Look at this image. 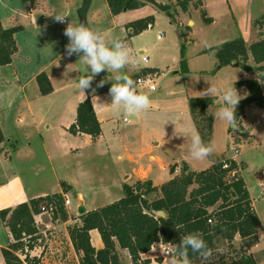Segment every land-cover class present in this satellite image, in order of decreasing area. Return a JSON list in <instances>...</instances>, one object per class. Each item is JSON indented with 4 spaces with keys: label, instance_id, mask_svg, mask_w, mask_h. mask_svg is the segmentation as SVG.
Listing matches in <instances>:
<instances>
[{
    "label": "rangeland",
    "instance_id": "obj_1",
    "mask_svg": "<svg viewBox=\"0 0 264 264\" xmlns=\"http://www.w3.org/2000/svg\"><path fill=\"white\" fill-rule=\"evenodd\" d=\"M263 1L264 0H229V5L231 7L230 16L232 18V13L235 15L241 36L246 34V26L251 22L253 16L260 11L259 9H263ZM82 4L83 0H0V17L3 25L5 27L23 26V28L15 34L18 52L14 56L13 65L0 66V121L5 133L10 138H17L19 144L22 143V139L24 140L26 134H30L31 136L34 134V132H31V128L18 126V113L23 108L26 98L36 104L39 103L40 106L43 107V110L37 113V117L41 116V118H47L58 123L64 116L65 108L73 104L77 98L84 93H96L104 90V93L106 92L107 94H102L104 96H102L101 99L105 103L110 104L111 97L109 95V89L112 83L122 82L117 81V77L123 75L124 69L119 72L104 70L93 77L90 88L84 91L79 88V79L82 76L91 75V73L88 67L79 60L77 55L74 54L69 57L66 54L65 45L68 43V40L63 32L67 26V22H72L73 24H79L81 22L79 9ZM31 8L33 9L32 14H30ZM221 9L222 8L218 7L217 9H210L208 12L211 16H214V14L217 13L216 11ZM57 14L66 15L67 22L64 24L56 22L54 15ZM129 17H131L129 13L113 16L108 8L106 0H93L88 12L87 25L91 29L98 30L106 37L108 42H111L119 38L121 34L120 27L123 26V22ZM228 21V19L219 16V19L214 24H204L202 27H198L196 39H198L199 44L196 45L195 49H200L201 47L205 48L210 44L212 45V43H216L215 41L222 37L233 38V34L229 32L230 28ZM166 22V19H162V26H166ZM176 30L177 28L175 27L174 31ZM173 34V30H168L167 41L170 43H173ZM137 40L139 42L134 43L136 47H141L143 45L158 46L156 44L159 42L156 36V30L147 33L145 37L137 38ZM161 50L162 47L156 49L153 53L155 58L158 55L159 58L164 59L160 54ZM169 50L170 53H174V45L167 48L166 54H168ZM207 56L208 55L203 58H208ZM210 56L215 58H212L214 64L216 62L218 64L219 61L214 52ZM166 57L167 55L165 58ZM65 60H67L68 63H66ZM250 62L253 67L257 66L253 58H251ZM162 65V70L157 73L156 76V91H152L142 84H136V89L139 93L149 96L151 100L150 107L155 105L157 110H159V113L154 115L148 114V110L145 111L147 114L146 117L153 118L154 120H158L160 117L159 119L161 120L159 121H162L166 116L168 118L170 117L167 113L172 109V100L175 98V95L172 96L169 94L170 91L180 96V94L183 95V86L191 88L190 85L193 84L197 86L198 89L200 88V90L196 91L202 95L201 92L210 87V84L221 90L226 88L236 89L237 82L248 78V73L240 65L235 64H230L228 65L229 67L225 66L226 68L219 72L215 69L217 66L215 67V65H212V68L215 67L213 69L214 72L209 73V75L193 77H183L181 74H175L171 61L162 63ZM166 65H169V67ZM44 71L52 77L53 83L58 88L54 95H40V87L35 76ZM131 74L129 78L137 83L136 80L139 77L138 73L134 75ZM143 74L144 73L140 74V76ZM101 80H105V83L103 86L98 87ZM192 81H194V83H192ZM158 92H162L163 96L161 98ZM237 92L241 96V99H244L248 95L247 91L242 90L239 92L237 90ZM222 106L223 105L217 106L215 113H217ZM109 108L111 109L110 115L113 117L112 121L114 126L116 125L121 130H127L132 127L131 123L124 121V117H128L132 120L133 118L127 116L123 112L117 116L110 106ZM173 108H178V106H174ZM257 109H260L261 113L256 111ZM177 113L180 114L179 109H177ZM213 113L214 109L208 108L203 116H198V121L202 117L213 118ZM242 118L239 122H236L235 128H230L231 138H224L221 133V124L218 125L216 132L217 154L221 155L214 157L212 161L217 162L222 159L229 160L230 155H232L231 147L239 146L241 151L240 154L235 159L230 160L236 162L238 165V178L244 177V171L247 167L245 161L242 160L243 156L250 165L245 176L258 203V211L260 212L263 222L262 236L261 233L259 234L260 229H258L256 237H260L261 239H256V242L249 249L243 248L241 236L237 237L232 242L219 238L217 240L216 249L213 251L214 254L208 256L205 261L206 264L209 263V260H215L218 256H225L232 260V258H240L243 254L246 255V253L250 254L249 256L251 259L249 260V264H264V187L260 186V183H264V109L254 105L244 119L246 126L250 125L253 127L254 136H251L249 129H246L242 125ZM163 130L164 132H169L168 129L165 128V125ZM204 131H206V129ZM41 132L44 134L46 133L44 127H42ZM38 135L40 136V134ZM145 140H147V138H145ZM35 141L38 140L35 139ZM37 145L33 155L26 156L20 153L14 158V169L27 184H31V182L35 181L39 183L41 189L55 191V189H57L55 165L62 163L72 165V168L66 171L69 173L67 175L77 181V185L81 187L79 189H82V192L90 189L84 192V197L82 195L78 196L77 191L73 193L67 192L68 194L66 193V195H64V199H71V205L65 209L68 219H70L69 224L72 225L79 222L78 218H80V214L78 213V207L80 204L84 203L86 206L88 204L89 207H94L105 201L103 200L105 199L103 198V190L100 188L94 190L96 194L97 191L99 193V195H97V204L91 205L89 202V200L92 199V197H89L91 194L89 195L86 193L93 191L90 187H95L100 184L95 178L99 177L100 179L106 173H110L114 168L112 165L106 167L104 161H93L86 157L84 158L83 151L75 157H61L58 155L52 161L45 149L39 145V143H37ZM81 146L82 148H86L84 142L81 143ZM166 149L174 155L179 154L182 150L178 147H167ZM161 151L163 153V149ZM207 159L204 161H197V163L201 165L205 163ZM57 168H59V166H57ZM58 173L60 174V171ZM183 173L186 172H184L180 166L177 177H180ZM35 177L36 179H34ZM227 180H230V178L228 177ZM116 191L117 190H113V192ZM151 196L150 198H153ZM43 205L47 208L53 207V210L50 209L49 213L43 215L44 218L49 220H64L59 203L56 202V205H51L44 202ZM43 224L44 223L39 221L41 228L44 226ZM50 229L54 231L53 235L55 236L60 233V231L54 229V227ZM1 234L2 227L0 226V235ZM47 236L52 237V235L48 233ZM64 238L66 239V237ZM42 244L44 248L41 249L42 251L40 254H44V251H49L50 253L51 250L48 248L49 243H46V238L43 239ZM119 251L123 261L127 264H132V259L128 250L119 248ZM32 256L38 255L34 252ZM62 260L66 262L65 264H79L80 261L79 258V261L77 260L75 255L69 257L67 253H64V255L62 254ZM197 262L199 261L197 260ZM190 264L197 263L194 261L190 262ZM198 264H201V262Z\"/></svg>",
    "mask_w": 264,
    "mask_h": 264
},
{
    "label": "crops",
    "instance_id": "obj_2",
    "mask_svg": "<svg viewBox=\"0 0 264 264\" xmlns=\"http://www.w3.org/2000/svg\"><path fill=\"white\" fill-rule=\"evenodd\" d=\"M155 1L160 4L172 5V12L175 16L176 21H172L169 16H167L163 11H160L155 5L151 3H147L141 8L128 10L118 15H113L111 13L113 16H119L121 14L128 13L131 14V17L127 18L123 22V26L120 27L121 34L117 39L124 42L131 49L134 59L137 62L135 66L129 65L124 68L123 75H126L128 77L131 73H133L131 75L138 73L139 76L142 73L145 74L148 72L159 73L163 68L162 63H167L170 61L173 64L172 67L174 73L181 74L183 75V77L209 75V73L214 72L213 69L216 66L217 67L215 69L217 70V72H219L226 68L228 65H225L226 67L222 66L218 68L219 62L218 64L217 62L214 64L213 59L215 58L210 55L214 52L217 57L216 47L226 41L233 40L238 37H242L245 40L247 47H250L254 42L260 39L261 33L264 34V19L262 18L264 16V1L262 4L263 9H259L260 11H258V13L253 16L251 22L246 26V34L242 36L239 32L240 29L238 28V25L236 23L235 15L232 13V18L230 16L231 7L229 5V0H190L186 4V7L184 9L179 4H177L178 0ZM218 7L222 9L217 10V13L214 14V16H211L208 11L210 9H217ZM150 15L155 16V23L143 32L134 34L133 29L128 27L129 23L146 18ZM203 15H206V17L211 20L207 22L204 19ZM219 16H222L223 18L229 20V32L233 34V38L222 37L215 41L216 43H212V45L210 44L205 48L201 47L200 49H195L196 45L199 44L198 39H196L197 28L202 27L204 24H214L219 19ZM162 19L167 20L166 26H162ZM86 24H88V21L86 22ZM175 27L177 28L176 31H174ZM155 30L157 39L158 35L160 33H163L162 38L158 39L159 42L158 44H156L158 46H135L134 43L139 42L137 38L145 37L147 33L153 32ZM168 30H173V43L167 41ZM173 45L175 47L174 53H170L169 50L168 54H166L167 48ZM159 47H162L160 54L164 57V59L159 58L158 55L155 58L153 55V53ZM182 48H184V55L187 62L188 70L186 72H183L181 70ZM142 53L149 56V62L146 63L142 60ZM166 55L167 57L165 58ZM206 55H208V58H203ZM65 62L68 63L67 60H65ZM13 63L10 65H13ZM212 65H215V67L212 68ZM166 66L169 67V65ZM247 73L248 78L258 77V73L256 71ZM38 75H36L35 78ZM47 75L52 82L53 92L48 95H43L40 92V95L42 96L54 95L58 89L57 86H55V84L53 83L52 77L49 74ZM192 83H194V81H192ZM190 87L191 88H187L186 86H183V95L180 94V96H177L178 94L176 95L173 91L169 92L170 95H175V98H173L172 100V109L167 113V115L170 116L169 118L166 116L162 119V121H159L161 120L159 119L160 117L158 118V120H154L153 118L146 117L147 114L145 111H141L136 115L135 118H133V120L128 117H124V121L129 122L132 125V127L128 128L127 130H121L116 125L114 126L112 121L113 117H111L110 115L111 109L108 105H101L107 104L101 99L102 96L107 94L106 92L104 93V90L98 91L96 93H84L83 95H81L73 104H70V106L65 108L64 116L58 123L47 118H41V116L37 117V113L43 110V107H41L39 103L36 104L35 102H32L31 100L26 98L23 108L18 113V126L31 128V132H34L32 136L30 134H24V140L22 139V143L19 144L17 138H10L5 133L0 121V128L5 138V140L0 143V212L3 209L15 208L17 205L24 202H29L34 198L54 195L56 193H63L62 183H65L67 185V187L69 188L68 192L73 193L77 191L78 196L82 195L84 197V192L90 190L87 189V191L82 192V189H79L81 187L77 185V181L67 175L69 173L66 171L70 170V168H72V165L62 163H58L57 165H55L57 187L55 191H46L44 189H41L39 183L35 181L31 182V184H27V182L24 181L15 171L14 158L20 153H23L26 156L33 155L38 146L37 143H39V145H41L45 149L47 155L51 158L52 161L58 155L61 157H75L77 154L83 151L84 158L86 157L87 159H91L93 161L101 160L102 162H105L104 164H106V167L110 165L114 167L110 173H106L100 179L99 177H96L95 180H97V182H100V184L96 185V188L90 187L93 191L86 193L89 195L91 194L89 196L92 197V199L89 200L91 205L97 204L98 202L97 195H99V193L97 191L96 194V192L94 191L95 189H102L104 194L103 198H105L103 199L105 201H103L102 204L99 202L100 204L94 207H89V205L85 201L87 204V206H85L87 207L88 211L97 209L103 205L122 198L124 196L123 185L126 183L134 184L137 180L140 179H150L153 181V184L155 186L159 187L177 176L180 166L183 170L184 163L189 166L188 171L191 172H199L209 168L214 163L212 159L216 156L221 155L217 154L218 148L216 132L218 125L221 124V133L222 136L226 139L231 138V127H229V125L225 121L219 119L217 120L215 111L217 110V106H219L217 101L220 99V97H212L214 99V103L209 108L214 109L210 143V145L213 147V153L208 157L207 161L201 165H199L196 160H193L189 152L191 144L190 136L186 138L183 135H174L175 132H177V134H181L184 132L190 133L193 130L198 133L197 123L194 119L193 113L191 112L190 99L198 98L202 95H200L196 91L200 90V88L198 89V87L194 86L193 84L190 85ZM236 90H238L239 92L242 90L247 91L249 95V90L246 86L236 87ZM158 93L159 97L161 98L163 96L162 92ZM87 97H90L92 99L94 109L102 127V133L97 138H93L91 135L85 133L73 134L70 131V126L76 121L77 118L78 105ZM174 106H178V108H173ZM253 106L249 107L246 110L242 118V125L246 129H249V133L251 136H254L253 127L248 124L247 125L249 127L246 126V123H244V119L246 118L250 109L253 108ZM177 109L180 110V114L177 113ZM148 111V114L151 115L159 113V110H157L155 105H152V107H150ZM256 111L261 113L260 109H257ZM126 118H128V120H125ZM164 125L169 132H164ZM42 127H44L46 131L45 134L41 132ZM38 134H40L41 137ZM145 138H147V140H145ZM35 139H37L38 141H35ZM82 142L85 143L86 148H82ZM167 147H178L182 150L179 154L174 155L173 153L167 151ZM162 149L163 153L161 151ZM242 160H244L247 164L243 178L249 190L252 204L260 218L261 226L259 228V234L261 233L262 236L263 222L260 212L258 211V203L245 176L246 171L248 172L250 168V165L245 160L244 156ZM57 166H59V168H57ZM59 171L60 174L58 173ZM34 179H36V177ZM260 186L264 187V183H260ZM113 190L117 191L113 192ZM64 195H66V193H64ZM156 196H161V193L159 192L153 194L151 197L154 198ZM78 219L79 222H81V219ZM39 221L44 223V226L42 228L39 225ZM37 223L40 227V230L45 234L44 237L46 238V243H49L48 248L51 250L50 253L49 251H44V254H40V252L42 251L41 249L44 248V246H42L34 251L36 255L41 256V264H65L66 262L62 260V254L64 255V253H67L69 257L75 255L77 257V260L78 258H80V255L76 252L69 235L68 227L69 225H71L69 224L70 219L49 220L42 216L41 219L40 217H37ZM0 226L2 227V234L0 235V264H6L3 257L2 248L6 247L10 242H12L13 237L10 233L9 228L2 220L1 216ZM44 227L47 228L45 229ZM51 227H54V229L60 231V233L56 236L53 235L54 231H51ZM47 233L49 235H52V237L47 236ZM90 235L92 245L96 249H101L104 247L103 240L97 229L91 230ZM64 237H66V239ZM237 237L239 236H236V238ZM259 239L261 238L259 237ZM153 249L156 250L153 251ZM161 251H164L163 243L157 242L153 245L152 249L148 253L143 255V258H149L151 260L149 264H168V257L164 256ZM247 255L249 256L250 254ZM177 258L179 259V256H177ZM219 258L220 256H218V258H216L215 260H209V262H218Z\"/></svg>",
    "mask_w": 264,
    "mask_h": 264
},
{
    "label": "trees",
    "instance_id": "obj_3",
    "mask_svg": "<svg viewBox=\"0 0 264 264\" xmlns=\"http://www.w3.org/2000/svg\"><path fill=\"white\" fill-rule=\"evenodd\" d=\"M113 15L137 9L147 3L155 5L172 21L175 16L172 5L160 4L155 0H106ZM190 0H178L183 9ZM206 21L211 19L203 15ZM264 19V16L262 17ZM260 22V21H259ZM155 23V16L133 21L128 24L134 34H139ZM23 28L21 25L5 27L0 17V66L13 63L18 52L15 34ZM247 47L245 40L238 37L216 47L219 60L218 68L235 64L246 72L256 71L258 77L248 78L236 83L237 87L246 86L249 95L241 99L236 109V122L252 105L264 109V34ZM253 58L257 66L253 67ZM181 70L186 72L187 62L182 48ZM36 80L43 95L53 92L49 76L42 72ZM214 103L212 97L191 98V112L197 123L202 141L211 143L213 118L202 117ZM206 129V131H204ZM73 134L85 133L97 138L102 133L101 123L97 117L92 99L87 97L79 103L76 121L70 126ZM5 140L0 128V143ZM225 160V159H224ZM223 159L214 162L209 168L175 176L161 186H155L150 179L137 180L134 184H124V196L114 202L80 215L81 222L69 225L68 231L76 252L80 255V264H127L123 261L119 248L128 250L132 264H149V258H143L154 244L161 242L175 247L180 238L188 233H199L208 246L210 254L216 249L219 238L232 242L236 236L242 237L244 249H249L259 239L260 218L255 210L246 182L243 178L227 180V174L238 169L236 162ZM225 162L229 168H224ZM173 170V169H172ZM63 193L41 196L15 208L3 209L2 220L9 228L13 241L2 248L6 264H41V256H32L33 252L43 246L45 234L40 230L36 216L41 213L44 202L54 200L60 205L63 219L68 215L64 207V193L69 191L62 184ZM161 193L153 199L151 195ZM235 193V196L233 195ZM163 211L164 216L158 212ZM212 220L211 222L209 220ZM97 229L104 247L96 249L91 242L90 231ZM178 256V254H177ZM190 262L206 264V259L198 253L188 250ZM221 256L218 262L207 264H249L250 256L243 254L240 258L228 260ZM197 260L199 262H197Z\"/></svg>",
    "mask_w": 264,
    "mask_h": 264
},
{
    "label": "clouds",
    "instance_id": "obj_4",
    "mask_svg": "<svg viewBox=\"0 0 264 264\" xmlns=\"http://www.w3.org/2000/svg\"><path fill=\"white\" fill-rule=\"evenodd\" d=\"M54 19L59 23H66L67 16L63 14L54 15ZM68 43L65 45L66 54L71 57L77 55L87 67L91 75L82 76L79 79V88L83 91L91 87L93 77L100 74L104 70L110 72L124 69L129 65H136V61L131 49L120 40H112L108 42L106 37L98 30L91 29L85 23L73 24L67 22V26L63 32ZM117 81L109 89L111 97L110 104L115 115L119 116L122 112L131 118H135L141 111H147L151 106V100L148 95L137 92L135 81L126 75L117 77ZM105 80H101L98 87L103 86ZM201 97L219 96L217 101L220 110L216 113V117L225 121L229 127H236V109L241 100V96L236 89L226 88L219 89L210 84L206 88ZM188 138L190 136L191 144L189 148L190 156L193 160L204 161L213 153V147L206 145L199 134L194 130L181 134ZM175 251L164 252V256L168 257V264H190L188 258V250L198 253L201 258L206 259L210 255L208 246L199 233H188L180 238V242L175 245ZM156 249H153L155 251ZM177 254L179 259L177 258Z\"/></svg>",
    "mask_w": 264,
    "mask_h": 264
},
{
    "label": "built area",
    "instance_id": "obj_5",
    "mask_svg": "<svg viewBox=\"0 0 264 264\" xmlns=\"http://www.w3.org/2000/svg\"><path fill=\"white\" fill-rule=\"evenodd\" d=\"M30 12H31L30 14H32V12H33L32 8L30 9ZM62 24H64V23H62ZM162 36H163V33H160L158 35V39H161ZM142 60L146 63L149 62V56L142 53ZM156 76H157L156 72H148V73H145V74L139 76L136 80L137 83H135V87H136V84H142L143 86L148 87L152 91L156 90V88H157ZM125 120H128V118H126ZM231 152H232V155H230L229 160L235 159L240 154L241 151H240L239 146H235V147L232 146ZM224 161H226V159ZM224 168H229V163L225 162ZM237 173H238V170L233 169V170L228 172L227 178L229 177L230 180H233V179L237 178ZM50 204L56 205V200H54ZM64 205H65V209H67L71 205V199L70 198L64 199ZM50 209L53 210V207L51 206V208H47L45 205H42V211H41V213H39L36 216V221H37V217H40V219H41V217L44 214L49 213ZM209 221L211 222L212 220L210 219ZM163 250H164V252L175 251L174 246L171 244H163Z\"/></svg>",
    "mask_w": 264,
    "mask_h": 264
},
{
    "label": "water",
    "instance_id": "obj_6",
    "mask_svg": "<svg viewBox=\"0 0 264 264\" xmlns=\"http://www.w3.org/2000/svg\"><path fill=\"white\" fill-rule=\"evenodd\" d=\"M91 3H92V0H83V4H82L81 8L79 9V16H80V19H81V23H85L86 24V22H87V13H88V10H89V8L91 6ZM183 166H184L183 167L184 172H187L189 170V166L186 163H184ZM234 195H235V193H234ZM86 212H88V211H87V207L85 206V204L84 203L80 204V206L78 207V213L80 215H83ZM158 213L160 215H162V216L165 215V213L163 211H159ZM93 260H94V264H99L97 262V260L95 259V257L93 258Z\"/></svg>",
    "mask_w": 264,
    "mask_h": 264
}]
</instances>
